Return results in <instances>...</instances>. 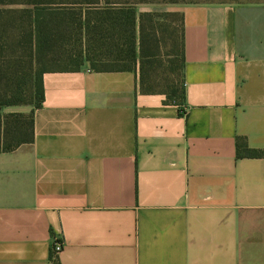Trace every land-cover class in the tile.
<instances>
[{"label":"crops","instance_id":"1","mask_svg":"<svg viewBox=\"0 0 264 264\" xmlns=\"http://www.w3.org/2000/svg\"><path fill=\"white\" fill-rule=\"evenodd\" d=\"M164 11L185 110L139 67L45 72L33 141L0 152V264H51L56 239L62 264H264V156L237 148L264 150V2Z\"/></svg>","mask_w":264,"mask_h":264},{"label":"trees","instance_id":"2","mask_svg":"<svg viewBox=\"0 0 264 264\" xmlns=\"http://www.w3.org/2000/svg\"><path fill=\"white\" fill-rule=\"evenodd\" d=\"M153 2L185 0H0V152L33 141V111L44 100L48 71H77L86 63L96 71L139 67L142 92L184 103L183 18L180 42L165 51L173 38L165 33L174 13L136 9ZM10 105L34 108L30 113L1 111ZM237 148L239 156H264L244 137L237 138ZM50 259L62 264L53 250Z\"/></svg>","mask_w":264,"mask_h":264},{"label":"rangeland","instance_id":"3","mask_svg":"<svg viewBox=\"0 0 264 264\" xmlns=\"http://www.w3.org/2000/svg\"><path fill=\"white\" fill-rule=\"evenodd\" d=\"M197 2H202V3H211V2H227V3H247V2H264V0H185V2H179V3H166V2H153V3H140V5H146V4H153V5H158L160 7L159 11H156L158 13H171L164 11V9L167 7V5L170 4H185V3H197ZM137 7V6H136ZM174 13V12H173ZM160 19V18H159ZM170 19V29L169 32L165 36H169V33L172 32L173 38L171 40H168L167 42V47H165V51L171 50L172 44L175 43L177 40L180 42V35H181V16L180 13H174L171 14L169 17ZM166 66H168V63H165Z\"/></svg>","mask_w":264,"mask_h":264},{"label":"built area","instance_id":"4","mask_svg":"<svg viewBox=\"0 0 264 264\" xmlns=\"http://www.w3.org/2000/svg\"><path fill=\"white\" fill-rule=\"evenodd\" d=\"M181 109L184 111L185 110V106H184V103L182 104H179ZM63 248V244L59 241V240H55L54 241V244L52 246V250L55 251L56 253H59Z\"/></svg>","mask_w":264,"mask_h":264}]
</instances>
